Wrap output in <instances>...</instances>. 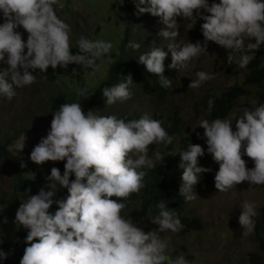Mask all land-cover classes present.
<instances>
[{
	"label": "clouds",
	"instance_id": "9594fccd",
	"mask_svg": "<svg viewBox=\"0 0 264 264\" xmlns=\"http://www.w3.org/2000/svg\"><path fill=\"white\" fill-rule=\"evenodd\" d=\"M56 3L57 0H0L4 21L0 23V63L7 65L6 69H0V99L11 101L16 89L34 83L36 76L32 73L37 70L46 72L49 67L55 70L58 66L67 69L76 64L94 73L97 60L112 49L111 42L81 37L77 41L78 54H72L70 29L55 14ZM133 3L138 14L159 17L163 27L158 35L169 41L167 52L162 47H153L138 56V63L147 73L157 76L165 89L171 87V80L164 76L168 53L171 54L168 68L179 71L207 52L208 43L213 42L226 50L227 64L244 69L264 45V0H219L211 4L209 0H133ZM177 17L191 21L189 29L197 20H203L200 25L203 42L175 43L179 35ZM19 27L28 34L26 42L17 31ZM128 47L136 50L140 45L129 41ZM195 75L189 89H198L214 79V74L203 71ZM131 84L129 75L122 82L103 88L106 105L129 100ZM86 91L79 89L77 95L84 97ZM207 104L211 113L213 99L209 98ZM52 115L47 135L34 146L29 159L36 165L48 161L66 163L63 175L58 168H51L46 186L21 202L16 211L14 224L27 230L28 246L20 264H168L167 242L159 233L176 232L181 227L176 213L164 202H158V214L154 217L148 214L157 228L145 232L130 218L121 216L125 204L118 202L143 187L146 173L141 169L154 166L148 157L149 146L172 143L161 122L146 114L127 122L112 115H97L92 110L85 114L77 102L64 103ZM232 125L230 120L220 118L199 122L204 129L207 152L219 165L214 177L218 192H227L242 182L264 185V103L244 108L235 120V131ZM203 155L201 146L193 144L179 153L178 167L182 170L179 195L186 203L196 198L193 189L201 174L210 171L198 166V158ZM242 155L253 162L251 169L246 168ZM60 188L66 189L67 195L54 200ZM54 203L57 209L50 213ZM240 209L238 223L243 229L242 238H247L255 229L257 205L246 200ZM6 258L7 253L0 251V261ZM171 264L187 262L179 256Z\"/></svg>",
	"mask_w": 264,
	"mask_h": 264
},
{
	"label": "rangeland",
	"instance_id": "374dc122",
	"mask_svg": "<svg viewBox=\"0 0 264 264\" xmlns=\"http://www.w3.org/2000/svg\"><path fill=\"white\" fill-rule=\"evenodd\" d=\"M213 2L218 3L219 0H209V4ZM53 7L57 17L69 26L70 49L81 37L111 42L113 47L108 54L97 60L98 67L94 73L92 69L85 67L83 80L68 68L58 66L56 80L49 81L42 75L32 73L36 76L34 83L16 89L17 94L11 101L0 99L1 200H9L13 196L18 173L26 180H35L43 177L45 170L56 163L48 161L43 165H36L29 159V155L41 138L47 135L52 113L64 104L56 102L60 98L65 103L68 102L66 100L75 99L81 103L84 113L92 110L102 116L146 114L150 118H160L163 126H166L168 117L176 113L182 120L181 136L187 137L200 128L201 120H207L203 104L208 93L225 91L234 84L249 88L250 91L255 90L245 86L246 74L240 71L241 68L227 64L226 50L209 42L207 52L190 61L187 68L175 70V78L164 98L132 78L133 84L129 85L131 98L122 103L118 101L106 105L105 98H92L93 89L106 77L110 66L117 59L126 29L129 41L138 43L140 48L133 50L127 45L123 52L124 59L138 63V56L153 47H162L167 52L169 41H164L158 35L163 27L159 17L148 16L147 13L138 14L137 10L136 14L129 15L127 0H57ZM177 23L179 35L175 43L203 42L200 30L203 20H197L192 29L188 28L191 21L177 17ZM17 31L26 42L27 32L22 27ZM165 62L168 65L171 63L170 53ZM6 68V64L1 67ZM200 71L214 74V79L204 82L198 89H189V83L196 79L195 74ZM127 76L129 75H124V78ZM79 89L87 90L84 97L77 95ZM253 106L254 100L251 97L240 99L227 118L233 123V131L235 120L242 115L243 109H252ZM179 140L180 137L175 140V145ZM199 145L204 155L198 158V166L211 170L216 162L207 152L204 136ZM148 157L154 164H158L164 158L172 160L173 153L168 152L161 143L149 146ZM242 159L246 161V168L254 166L247 156L242 155ZM250 187L254 189L249 190ZM18 197L20 202L28 198L22 194H18ZM246 200L255 203L258 211L264 205V185L250 186L248 182H242L227 192H218L214 186L197 193L196 198L188 202L186 214L190 218L199 219L202 230L187 235H183L180 228L176 232L167 230L159 233L160 238L167 242L165 255L168 257V264L179 256H183L187 264H248L249 254L258 251V245L253 233L242 238L243 229L238 223V217L240 205ZM14 219L8 208L0 203V242L16 241L19 228L14 224ZM137 227L143 228L145 232L157 228L148 218Z\"/></svg>",
	"mask_w": 264,
	"mask_h": 264
},
{
	"label": "trees",
	"instance_id": "16d2710c",
	"mask_svg": "<svg viewBox=\"0 0 264 264\" xmlns=\"http://www.w3.org/2000/svg\"><path fill=\"white\" fill-rule=\"evenodd\" d=\"M127 11L129 15L136 14V8L133 0H127ZM148 14V13H147ZM151 14H148L150 16ZM2 14H0V23H3ZM129 32L126 29L124 40L121 43L119 55L117 59L110 66L106 77L93 89L92 98L102 100V89L111 87L119 82H122L124 75H131V77L138 81L141 85L150 87L154 93L160 98H164L168 94V88L165 89L160 86L158 77L149 74L145 71L143 65L135 62H131L123 58V52L126 49L129 42ZM72 54H78L79 50L77 44L70 49ZM3 66L0 63V69ZM165 72L164 76L171 81L175 78V70L168 68V63L164 61ZM68 69L77 75L78 78L84 79L85 67L82 65L70 64ZM245 72V86L255 88L254 91H250L249 88H243L238 84H234L222 92H211L205 97L203 109L206 114L207 120L212 121L216 118L227 119L234 107L238 104L241 98L251 97L254 100V104L258 106L264 103V45L255 52V57L250 61L246 68L240 69ZM34 74L42 75L49 81L56 80L58 76V69L55 70L51 67L46 72H33ZM252 90V89H251ZM209 98L213 99L214 105L211 113L208 112L207 101ZM66 103L77 102L75 99L66 100ZM56 102H64L63 98L58 99ZM78 103V102H77ZM86 114V113H85ZM119 119H124L126 122L129 120L138 119L142 114H115L112 115ZM161 122V126L172 137V143H163L165 149L168 152L173 153V159L164 158L158 164H154L152 168L141 169L145 171V176L142 180L143 187L137 193H132L128 198H121L118 202L124 203L125 208L121 210V216L125 219H131L137 226L140 225L145 219H150L148 215L151 213V217L158 214L156 204L160 201L166 204L169 210H173L181 222L180 229L183 235L190 234L195 231L202 230V224L199 219L190 218L186 214V203L179 195V188L181 183V172L178 165L180 164L179 153L187 150L189 144L199 145L202 141L203 129L198 128L191 136L182 137V120L181 117L174 113L167 119L166 126H163L162 120L159 118H152ZM180 137L179 142L175 145V140ZM63 162H56L52 166L48 167L44 176L35 180H26L20 173L17 174L16 182L14 185V194L9 200H1L0 203L8 208L9 214L15 218L17 209L21 202L18 194H22L26 197L30 195H36L41 188L46 186V177L50 175L51 168L56 167L60 170L61 175L64 172ZM219 165L215 163V166L206 174H201V177L196 186H194V193H201L205 191L207 187H214V177L218 171ZM74 179L70 177V180ZM67 195V190L60 188L56 193L54 200L62 199ZM112 199H116L113 197ZM57 209V205L54 203L49 209L50 213H54ZM258 215L255 217V229L254 236L258 245V251H253L249 254L248 264H264V205L257 211ZM27 230L22 227L19 228L16 241L14 243L0 242V251L7 253V258L0 261V264H20V260L24 254L26 246L25 237Z\"/></svg>",
	"mask_w": 264,
	"mask_h": 264
}]
</instances>
